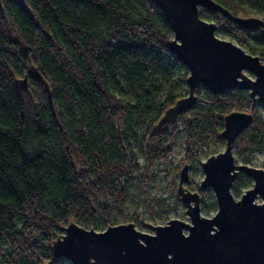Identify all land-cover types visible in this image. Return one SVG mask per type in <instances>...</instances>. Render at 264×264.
<instances>
[{
    "label": "trees",
    "instance_id": "16d2710c",
    "mask_svg": "<svg viewBox=\"0 0 264 264\" xmlns=\"http://www.w3.org/2000/svg\"><path fill=\"white\" fill-rule=\"evenodd\" d=\"M215 1L234 15L264 14V0ZM200 16L264 59L259 27L207 8ZM171 36L151 0H0V264H71L50 253L59 225L110 224V205L125 209V179L138 174L145 192L180 129L183 159L192 161L193 144L221 142L226 112L251 111L234 147L264 150V119L256 115L264 104L245 89L200 86L191 108L156 126L187 92V68L166 45ZM25 74L30 105L15 85Z\"/></svg>",
    "mask_w": 264,
    "mask_h": 264
},
{
    "label": "water",
    "instance_id": "95a60500",
    "mask_svg": "<svg viewBox=\"0 0 264 264\" xmlns=\"http://www.w3.org/2000/svg\"><path fill=\"white\" fill-rule=\"evenodd\" d=\"M151 1L162 11L172 32L168 49L187 68V92L163 111L156 126L191 108L200 86L213 93L245 89L252 101L264 104V61L260 55L217 36L216 24L201 17L200 9L218 11L245 29L259 27L263 34L264 18L234 15L215 0ZM15 85L24 102L32 100L26 74L15 78ZM252 118L251 111L226 112L217 133L224 140L223 149L200 161L203 177L198 189L213 190L214 214L200 212L201 197L188 188L189 165L184 162L175 195L185 204L189 221L172 217L163 224L145 223L152 230L147 232L131 220L97 230L68 219L49 243L51 256H62L71 264H264V168L236 162L232 152L236 137ZM240 171L250 176L252 183L236 198L230 189Z\"/></svg>",
    "mask_w": 264,
    "mask_h": 264
},
{
    "label": "rangeland",
    "instance_id": "374dc122",
    "mask_svg": "<svg viewBox=\"0 0 264 264\" xmlns=\"http://www.w3.org/2000/svg\"><path fill=\"white\" fill-rule=\"evenodd\" d=\"M251 14L264 18V14L255 12H252ZM215 33L221 38L230 39L238 44L237 39L231 37L226 32L216 30ZM262 61H264V59H262ZM248 74L252 76V74ZM184 88H187L186 84ZM182 93L183 95L185 94L183 91ZM25 102L29 105L31 104V100L25 99ZM256 115L264 119V108L260 105L256 108ZM185 135L186 133L184 129H180L175 133L168 154L169 162H158L153 166L151 175L149 176L145 187V192L141 188L140 177L138 174L125 179V209L119 211L116 206L110 205V211L112 214L110 224L129 220L133 221L131 217L133 214H136L137 219L141 224H135V226L140 230L152 232L145 223L163 224L168 218L172 217L189 221L185 204L175 195V189L179 178V168L184 162H188L189 165L188 177L190 182L188 183V188L191 190H197L201 197L199 202L200 212L205 216H211L214 214L217 206L213 190L210 187L201 190L198 189L199 181L203 177L200 161L204 160L208 155L222 150L224 147V140L220 138L221 142H216L213 138H210L200 144H193V149L197 155L192 161H188L183 159L185 151ZM232 152L236 162L264 168L263 149H253L250 152H247L236 149L233 145ZM142 161V157L138 156L137 162L139 165L142 164ZM239 175H242L241 179H244V184L237 186L236 191H234L233 185L236 177ZM236 177L230 190L234 197L237 198L245 188L251 186L252 179L242 171H240ZM105 226L106 225H101L95 229L101 230Z\"/></svg>",
    "mask_w": 264,
    "mask_h": 264
}]
</instances>
